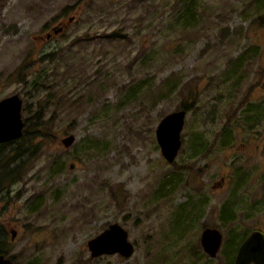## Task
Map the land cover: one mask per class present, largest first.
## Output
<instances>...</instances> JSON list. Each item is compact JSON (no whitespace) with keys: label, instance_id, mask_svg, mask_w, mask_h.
Segmentation results:
<instances>
[{"label":"rangeland","instance_id":"374dc122","mask_svg":"<svg viewBox=\"0 0 264 264\" xmlns=\"http://www.w3.org/2000/svg\"><path fill=\"white\" fill-rule=\"evenodd\" d=\"M263 1L0 0V99L18 94L22 130L40 117L51 133L0 143L17 169L0 188L14 264H230L232 242L264 229ZM183 104L166 162L155 126ZM111 222L134 252L90 257ZM206 227L223 234L214 257Z\"/></svg>","mask_w":264,"mask_h":264},{"label":"water","instance_id":"95a60500","mask_svg":"<svg viewBox=\"0 0 264 264\" xmlns=\"http://www.w3.org/2000/svg\"><path fill=\"white\" fill-rule=\"evenodd\" d=\"M21 98L18 94H12L0 99V143L18 138L21 135L23 121L21 120ZM185 117L184 109H177L165 113L156 124L154 131L159 151L167 162L173 161L181 144L180 131ZM74 139L69 134L60 139L65 147ZM71 169L73 162L68 164ZM222 233L214 227H206L200 231L199 245L209 257H214L220 248ZM86 247L90 251V257L101 254H118L128 257L134 252L127 232L122 225L111 222L108 227L86 241ZM264 264V233L254 230L246 235L236 251L233 264ZM0 264H12L10 259L0 254Z\"/></svg>","mask_w":264,"mask_h":264},{"label":"trees","instance_id":"16d2710c","mask_svg":"<svg viewBox=\"0 0 264 264\" xmlns=\"http://www.w3.org/2000/svg\"><path fill=\"white\" fill-rule=\"evenodd\" d=\"M257 2H258V0H257ZM186 7H187V5H186ZM263 7H264V4H263ZM194 11H195V9H192V8H189V7L185 8V11H182V13L179 15L181 18L177 22L180 25L181 28L185 29L187 27H193V26L197 25L198 19L197 20L195 19L194 14H193ZM260 23L264 24V20L260 19ZM53 54H54L53 52L44 53V55H42V58H51L53 56ZM175 84L176 83L174 81H171L169 83L168 90H170L172 87H173V90L176 89ZM189 106H190V104L189 105L188 104H183L181 107H182V109L184 108V110L186 112V111H188ZM37 116H39V115H37ZM35 117L36 116L34 115L33 118H35ZM40 119H41L40 117L34 119V122H33L32 126H31V128L29 130L23 129L21 131L22 134H21L20 137L25 138L27 140L36 139L38 141L49 139L51 137V133L49 131L50 129H47L46 127L43 126V125H47V121H42ZM48 128H49V126H48ZM20 152H22V149L19 150L18 154H20ZM15 156H18V155H15ZM2 160H3V157H2V155H0V188H2V186H1L2 183L7 182L6 180L3 179L4 176H6V178H7L8 175H11V176H9V178L11 180H8V181L11 182V181L16 179L14 175H17V174H15V172L17 171V169L15 170L16 166L8 168V164L3 162ZM59 168L60 167H58V169H54L52 171V174L57 173V171H59ZM14 170H15V172H14ZM13 172H14V174H13ZM235 242L238 243L237 241H235Z\"/></svg>","mask_w":264,"mask_h":264},{"label":"flooded vegetation","instance_id":"af4514ba","mask_svg":"<svg viewBox=\"0 0 264 264\" xmlns=\"http://www.w3.org/2000/svg\"><path fill=\"white\" fill-rule=\"evenodd\" d=\"M255 111H256V112H255V115H256V116H259V114H260V110H259L258 107H255ZM263 144H264V132H262V145H263ZM262 145H261L260 143H256V145H254L253 147H254L255 149H257V151H261V150L264 148V146H262ZM1 230H3V228H2ZM254 230H258V231H261V232L264 233V229H261L260 227L254 228L253 230H250V232H252V231H254ZM250 232H249V233H250ZM249 233H247L246 235H248ZM14 234H15V233H14ZM14 234L12 233V234H11V237H12V235L14 236ZM246 235H244V236L242 237V239H243ZM222 236H223V234H222ZM241 241H242V240H241ZM241 241H239V243H237V244L232 243V245L230 246V250H231V249L233 250V253H232V255H231V256H233V257H232V261H231L230 264H233V260H234V258H235L236 251H237V249H238V247H239ZM220 244H221V243H220ZM220 247H221V246H220ZM219 249H220V248H219ZM6 252H7V251H5V250H3V249H0V254H1L4 258H8V259H10L11 263L14 264L12 257L7 256ZM217 253H218V252H217ZM215 256H216V255H215ZM247 264H254V263L249 262V263H247Z\"/></svg>","mask_w":264,"mask_h":264}]
</instances>
